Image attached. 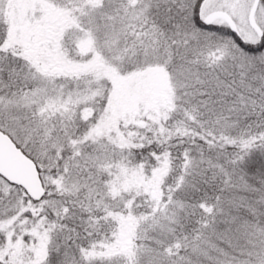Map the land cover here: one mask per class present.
I'll list each match as a JSON object with an SVG mask.
<instances>
[{
  "label": "snow or ice",
  "instance_id": "obj_1",
  "mask_svg": "<svg viewBox=\"0 0 264 264\" xmlns=\"http://www.w3.org/2000/svg\"><path fill=\"white\" fill-rule=\"evenodd\" d=\"M0 264H264V0H0Z\"/></svg>",
  "mask_w": 264,
  "mask_h": 264
}]
</instances>
